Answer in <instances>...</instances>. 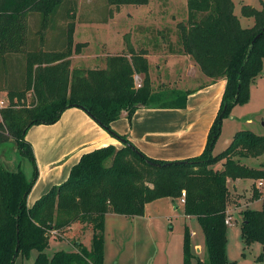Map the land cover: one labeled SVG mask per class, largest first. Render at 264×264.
<instances>
[{"label":"trees","instance_id":"trees-1","mask_svg":"<svg viewBox=\"0 0 264 264\" xmlns=\"http://www.w3.org/2000/svg\"><path fill=\"white\" fill-rule=\"evenodd\" d=\"M116 4L124 0H108ZM146 3L147 0H125ZM188 20L178 31L185 53L202 72L212 78L226 77L220 111L210 130L204 152L183 161L153 159L126 137L123 146L114 144L84 154L73 166L69 178L54 186L31 207L27 197L38 177L28 181L22 170H8L0 162V264H15L22 255L33 264H104L106 214L144 215L146 205L161 198L176 199L186 192L184 212L197 217L205 235L207 259L198 264H235L227 257V224L230 199L228 179L264 181V163L250 167L243 158L264 155V135L240 130L229 146L213 154L221 134L223 118L235 104L250 99V87L264 67V6L245 4L242 14L254 18V25L242 27L233 0H187ZM70 0H0V82L18 101L34 93L32 107L3 111L0 144L13 138L20 150L35 164L32 145L25 135L35 124H54L67 108L85 110L102 127L115 134L111 123L127 112L129 119L140 107H184L188 93L173 90L171 99L156 93L149 75L148 51H136L130 37L129 52L108 59L105 68H72L70 58L80 51L73 45L75 24L68 22L61 32L63 44L48 47L49 28L55 19L73 16ZM31 18H38L39 38L32 36ZM49 43V42H48ZM143 83L137 87L135 76ZM24 100L23 103L24 104ZM17 106V105H16ZM117 135V134H115ZM222 163L221 168L214 165ZM242 235L247 246L262 244L259 260H264V199L261 209L243 211ZM92 225V246L76 240L74 250L48 248L52 235L61 236L73 223ZM59 232V233H58ZM58 238V237H57ZM61 239H64L61 236ZM191 232L185 229L183 264H193Z\"/></svg>","mask_w":264,"mask_h":264},{"label":"rangeland","instance_id":"rangeland-1","mask_svg":"<svg viewBox=\"0 0 264 264\" xmlns=\"http://www.w3.org/2000/svg\"><path fill=\"white\" fill-rule=\"evenodd\" d=\"M174 1L177 5L175 6L177 12H179L175 14L178 18V15L182 14L180 9L186 6L187 0ZM262 1L264 2V0H234L235 12L242 18L243 5L253 4L255 6H252L258 9ZM70 3L68 7L72 8L73 16L69 20L58 18L53 21V25L57 27L55 30L49 28L48 33L51 35L48 38L49 43L47 42V46H61L65 39L62 41V38L58 35L61 34L64 28L67 30L68 22L77 25L75 41L81 43H79L80 51H75V53L84 52L82 56L75 57L72 68H105L109 58L120 53L127 54L129 52L127 44L123 43L124 33L129 32L130 40H132V43L134 42L133 45L136 51L141 50L142 47H147L151 52L149 55V75L155 92L164 93V98L168 100L173 96L171 95L173 88L181 90L176 86V82L178 80L185 81L184 78L182 79L179 76V71L185 63L175 62L162 53L181 49V41L180 39H176L177 42L171 41V34L173 33L171 28L176 24L173 22L161 23L164 19L158 18V15H156L157 10L154 9L160 6L159 3L154 0H147L146 3L142 4L125 0L116 4H110L108 0H70ZM30 20L32 24L35 23L31 29L32 36L39 38V35L36 34L40 29L39 19L31 18ZM253 22L254 18L252 17L243 18L242 25L249 26ZM144 25L155 27L141 28ZM161 25H169L170 27L156 29ZM174 32L179 35L178 30ZM85 41L89 44L82 43ZM73 45L76 46L74 42ZM122 47L125 49L123 52H121ZM73 54L74 52L71 56ZM139 76L140 82L143 83L142 76ZM201 76H203L202 73ZM0 95L8 99L11 106L19 99L18 97H10L9 90L5 88L3 82H0ZM23 100L15 103L17 106L15 105L14 108L32 107L35 100L34 93H27L24 104H22ZM33 126L28 129L25 135L28 142L27 135L32 130L36 134L40 133L37 128L43 125L35 124ZM240 130H251L258 135H264V77H258L251 84L249 101L244 104H235L223 118L221 134L216 140L213 154L217 155L225 150ZM0 162L8 170H22L28 181L35 179V171L38 172L39 177L37 162L34 164L30 157L20 150L13 138L0 144ZM242 162L250 167H259L264 163V155L257 158H243ZM221 164L217 163L214 167L221 168ZM36 182L37 180L34 185ZM259 182L260 179L254 181L239 179L235 182L237 185L235 192L233 190L235 189L234 182L229 181V188L232 191H230L228 209L233 212L234 218L233 224L227 225L226 252L228 259L235 264H264V260L258 259L262 252V244L255 242L247 246L242 235L243 211L246 208H260L263 203L262 201L257 202V204L255 202L259 196L264 198V185H260ZM49 191L42 194V196ZM42 196L36 198L31 206ZM180 198H163L152 202L146 208L144 217L134 218L126 215H114L113 211L110 210L109 214H106L105 264H183V241L186 227L191 232V248L194 254L192 263L198 264L199 260L207 259L208 254L202 227L197 217L185 214L184 204ZM81 224L76 227L74 232L68 233L67 240L59 243L57 249L73 250V243L76 240L81 241L88 249L91 248L92 225L88 223ZM52 237L54 238L53 235ZM57 237L55 240H62L61 236L58 235ZM53 238L51 239L54 240ZM198 247L199 251H197ZM48 251L52 254L55 250L50 246ZM25 261V258L20 255L15 264H23Z\"/></svg>","mask_w":264,"mask_h":264},{"label":"crops","instance_id":"crops-1","mask_svg":"<svg viewBox=\"0 0 264 264\" xmlns=\"http://www.w3.org/2000/svg\"><path fill=\"white\" fill-rule=\"evenodd\" d=\"M154 1L160 4L158 8L154 9L158 11H156L158 18L164 19L161 23L173 22L176 24V26L171 28L173 30V33L171 34V41L177 42L180 37L174 31L178 30L179 23H185L188 20V2L184 8L180 9V13L182 14L178 15L177 18L175 14L179 12H177V8L175 7L177 5H175L174 0ZM247 4L249 5V3ZM250 5L252 6L253 4ZM263 6L264 2L262 1V4H260L258 9H261ZM235 14L238 16L236 12ZM243 18L251 17H246L244 15H242V18L239 17L241 25ZM253 25L254 22L252 25L250 23L249 26L242 25V27L246 28ZM148 27L155 26L144 25L141 28ZM169 27V25H161V27H157L156 29ZM77 28V25H75L73 34L75 44L81 43L75 41V31ZM123 36V43L126 45V37L129 36L131 39V36L129 32L124 33ZM82 43L89 44L87 41ZM180 48L181 49L164 51L162 53L164 56L173 59L175 62L185 63L184 67L179 71V76L182 79L184 78L185 81L176 80V86L181 89L179 91L188 93L186 105L184 107H140L135 111L131 120L129 119L127 112H123L122 115L118 119L114 120L110 125L111 129L117 135L102 127L82 108L71 107L67 108L63 112L61 118L56 123L49 125L42 124L43 126L37 128L40 133L36 134V132L32 130V132L27 135V139L32 145L39 168V177L27 199L29 206L32 205L36 198H39V196H42V194L49 191L50 188L63 183L64 180L68 178L71 168L79 162L80 158L84 154L110 144L122 146L124 141L121 140L118 135L126 137L141 152L153 159L183 161L200 156L204 152L208 142L210 130L221 108L227 79L226 77L212 78L205 75L195 59L190 54L184 52L182 44ZM142 49H146L148 51L147 58L149 61V55L151 52L147 47H142ZM124 50V47H122L121 52ZM83 52L79 54L74 52V54L70 57L72 64L75 57H80V55L82 56ZM201 73L203 76H201ZM258 77H264V67L261 74H259L256 79H258ZM173 89L175 90V88ZM239 179H228V186L230 180L234 182L235 189L233 190L235 192L237 190L235 182ZM250 180L254 181L255 179ZM230 191L232 190L230 189ZM263 199L264 198L262 196H259V198L255 201L256 204L260 201L263 202ZM151 203L152 202L148 203L146 208ZM262 206L260 208H253L261 209ZM227 212V214H231L233 216V212L229 209H227ZM112 213L114 215H120L114 212ZM144 215L132 217H144ZM79 223H73L67 229L60 231V233L58 232L64 239L59 241L55 240L56 237H54V240L51 239L50 246L53 247L55 251L61 250L57 249L59 247L58 244L62 241H66L68 233L74 232L77 226L79 227V225H82ZM197 251H199V247L197 248ZM36 255L37 252L33 251L29 259L25 258L26 264H33Z\"/></svg>","mask_w":264,"mask_h":264},{"label":"built area","instance_id":"built-area-1","mask_svg":"<svg viewBox=\"0 0 264 264\" xmlns=\"http://www.w3.org/2000/svg\"><path fill=\"white\" fill-rule=\"evenodd\" d=\"M140 76L136 75L135 76V81H136V85L137 87H141L142 83L139 80ZM11 106V103L9 102L8 99L4 98L2 95H0V124L4 123V118H3V111L7 108H9ZM260 185L263 184V180H261ZM185 198H186V192L184 191L180 200L183 204H185ZM233 221V216L231 214H227L226 219H225V223L227 225H231Z\"/></svg>","mask_w":264,"mask_h":264},{"label":"water","instance_id":"water-1","mask_svg":"<svg viewBox=\"0 0 264 264\" xmlns=\"http://www.w3.org/2000/svg\"><path fill=\"white\" fill-rule=\"evenodd\" d=\"M263 31H264V28H263L262 32H260L259 34H257V36L254 38V41H256L258 38H260V37H261V35H262Z\"/></svg>","mask_w":264,"mask_h":264}]
</instances>
